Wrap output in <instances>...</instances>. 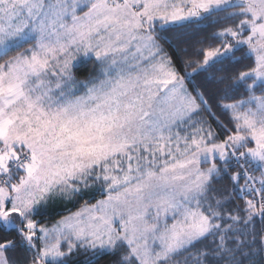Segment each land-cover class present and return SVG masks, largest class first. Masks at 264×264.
Segmentation results:
<instances>
[{
    "label": "snow or ice",
    "instance_id": "obj_1",
    "mask_svg": "<svg viewBox=\"0 0 264 264\" xmlns=\"http://www.w3.org/2000/svg\"><path fill=\"white\" fill-rule=\"evenodd\" d=\"M0 264H264V0H0Z\"/></svg>",
    "mask_w": 264,
    "mask_h": 264
}]
</instances>
